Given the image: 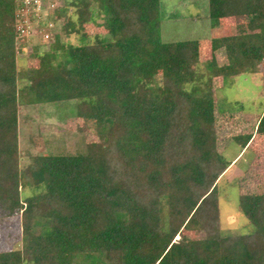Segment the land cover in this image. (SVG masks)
Instances as JSON below:
<instances>
[{
    "label": "trees",
    "instance_id": "1",
    "mask_svg": "<svg viewBox=\"0 0 264 264\" xmlns=\"http://www.w3.org/2000/svg\"><path fill=\"white\" fill-rule=\"evenodd\" d=\"M95 1L109 12L110 40L67 46L58 38L35 53L39 64L20 86L18 5L0 0V220L19 216L23 238L22 249L0 251V264H77L84 254L108 264H264L263 198L240 197L253 233L218 225V185L232 162L216 149L215 99L197 84L198 41H163L161 0H71L78 28L94 26ZM209 12L259 16L258 33L211 41L225 47L227 65L206 64L224 79L257 73L264 0H209ZM59 50L71 65L58 61ZM153 71L162 76L150 84ZM88 97L98 140L87 153L40 154L21 169L20 106ZM30 186L37 192L22 200ZM196 231L204 239H190Z\"/></svg>",
    "mask_w": 264,
    "mask_h": 264
},
{
    "label": "rangeland",
    "instance_id": "2",
    "mask_svg": "<svg viewBox=\"0 0 264 264\" xmlns=\"http://www.w3.org/2000/svg\"><path fill=\"white\" fill-rule=\"evenodd\" d=\"M70 2L42 0L41 11L38 15L30 16L31 28L18 33L20 86L25 84L27 70L39 64L35 53L49 52L58 38L62 45L67 46L110 40L106 28L110 15L103 4L98 1L93 3L91 11L94 26L83 24L78 28L77 16ZM54 9L66 15L52 16ZM160 17L163 41H198L200 64L196 67L197 84L209 90L216 102V149L228 162H232L218 185V225L231 234L253 233L255 226L242 209L245 204H242L240 197L256 196L264 199V133L258 131L259 121L264 114V65L257 73H244L224 79L221 75H213L206 64L214 66L215 70L227 65L229 59L225 47L214 49L211 41L229 35L258 33L259 16L248 14L212 19L209 0H161ZM74 22L76 27L73 29L71 26H74ZM45 34L49 38L44 37ZM58 53H63L58 56V61L72 64L67 51L59 50ZM161 76V71H153L146 74L145 78L153 84ZM193 84H189L188 88ZM91 101L92 98L88 97L83 101L74 99L54 104L20 106L21 169L28 166L31 157L40 154L87 153V143L98 140L95 121L90 116L88 106ZM80 102L87 105L83 106ZM79 106L84 108L79 109ZM248 138L249 142L244 147L243 141ZM36 192L34 187H25L21 198L25 200ZM204 237V232L196 231L190 239L199 241ZM180 238V235L176 237L177 240ZM22 248L20 217L0 220V251ZM76 263L108 264L98 254L79 255Z\"/></svg>",
    "mask_w": 264,
    "mask_h": 264
},
{
    "label": "built area",
    "instance_id": "3",
    "mask_svg": "<svg viewBox=\"0 0 264 264\" xmlns=\"http://www.w3.org/2000/svg\"><path fill=\"white\" fill-rule=\"evenodd\" d=\"M18 5L17 11V32L20 33L26 28H31L30 16L38 15L42 9V0H15ZM52 6H54L52 4ZM30 23V24H29ZM26 29V30H27ZM44 37L49 38L48 34Z\"/></svg>",
    "mask_w": 264,
    "mask_h": 264
},
{
    "label": "crops",
    "instance_id": "4",
    "mask_svg": "<svg viewBox=\"0 0 264 264\" xmlns=\"http://www.w3.org/2000/svg\"><path fill=\"white\" fill-rule=\"evenodd\" d=\"M237 159V157L235 159H233L234 161Z\"/></svg>",
    "mask_w": 264,
    "mask_h": 264
}]
</instances>
